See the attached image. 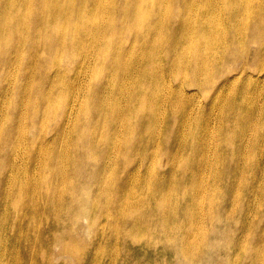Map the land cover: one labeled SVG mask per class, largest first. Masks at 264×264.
<instances>
[{
  "label": "rangeland",
  "instance_id": "rangeland-1",
  "mask_svg": "<svg viewBox=\"0 0 264 264\" xmlns=\"http://www.w3.org/2000/svg\"><path fill=\"white\" fill-rule=\"evenodd\" d=\"M156 5L157 2L144 0L139 9H153ZM165 20L153 14L149 23ZM110 21L116 23L118 18ZM183 24L186 28L191 27L186 19ZM227 28L230 29L229 26ZM125 29L131 30L132 40L137 39L135 45L125 47V50L115 46L114 42L126 39L127 34L107 35L104 42L97 39L96 44L103 50L93 54L99 58L107 48L113 53L107 64L96 59L80 72L78 68L67 65L74 61L69 59L73 53L71 49L53 57L38 49L40 56L37 59L41 57V62L35 61L21 73L24 55L16 72L4 74L0 82V122H4L3 130H0V264H30L35 258L27 245L26 229L39 235L40 245L33 249L40 255L49 253L45 243L53 238L44 231H69L68 223L74 219L71 202L67 206L68 191L69 194L75 192L78 197L96 199L99 189L95 177L107 161L108 150L90 153L87 137L102 130L113 133L111 120L114 122L115 119L106 113L105 107L104 113L100 109L122 103L127 105L129 97L121 95L123 91L120 92L121 87L117 86L126 85L134 78L146 86L165 83L157 88L155 102L139 99L133 103L141 105L142 102L145 107L141 113L144 114L152 113V105L164 106L161 120L166 119L169 127L162 128L161 122L156 121L145 135H141L142 131L135 126L133 133L131 129L128 137L130 146L122 154L124 168L117 169L115 174L110 173L107 180L110 184L114 182L113 188L118 191L109 192L103 212L98 211V198L95 208L85 205L90 214L78 218L77 223L73 222L71 232V236L77 239V252L71 255L73 260L61 264H76L80 258L86 260L84 264H264L263 77L260 74L240 76L236 65L221 66L219 72L201 77L212 85L200 91V106L185 109V103L190 106L185 95L197 92L188 88V84H195L201 78L179 67L177 61L182 59L174 55L171 60L175 64L169 67L164 58L166 49H170L169 34L164 30L160 41L151 43L141 41L145 30L137 22L130 27L125 26ZM79 33L75 32L74 36L81 37ZM188 33L196 40L193 43L200 48H208L204 35L189 30L185 37L189 36ZM33 44L27 41L24 50H29ZM147 50H154L152 55L161 52L163 57V62L151 57L159 63L158 70L151 73H145L146 66L151 65L144 56L145 53L148 55ZM181 51L177 52L178 56H181ZM212 53L210 48L209 54ZM117 60L118 65L112 67ZM222 60L219 58L215 62L219 64ZM56 63L70 77L67 82L76 81L67 90L55 88L51 99L55 105L63 97L69 102L72 96H76L80 122L63 125L84 130L81 140L84 152L77 157L81 171L69 174L63 180V192L59 191L50 200L39 198L32 208L34 217L19 218L21 215H17L13 201L16 189L7 187L26 181L34 173L44 175L48 168L55 166L58 147L71 146L77 141L72 136L69 143L65 133L59 129L60 119L53 121L42 107L48 93V82L56 75ZM134 68L140 73L123 80V76ZM256 69L257 64L250 71ZM8 77L12 83L6 82ZM180 83L184 85L183 97L176 92ZM84 112L89 114V122L83 120ZM215 116L218 119L216 124L212 121ZM205 118L210 120L207 127L201 125ZM93 126L97 128L93 130ZM177 127L180 132H176ZM165 136L166 143L159 147V139ZM143 143L145 150L140 154L136 148ZM173 146H177L179 151L178 148L171 149ZM139 162L144 165L141 172L133 169ZM173 164L177 166L176 170L170 169ZM127 176L133 182L123 188V179ZM47 185L57 184L47 182ZM107 193L105 191V195ZM131 196L140 204V212L144 215L138 229L117 223L118 219H115L120 216L117 206L124 204L117 205L115 199L130 200ZM160 211L164 212L161 217ZM64 237L63 233L58 238ZM199 253H203V257L197 261Z\"/></svg>",
  "mask_w": 264,
  "mask_h": 264
},
{
  "label": "bare ground",
  "instance_id": "bare-ground-1",
  "mask_svg": "<svg viewBox=\"0 0 264 264\" xmlns=\"http://www.w3.org/2000/svg\"><path fill=\"white\" fill-rule=\"evenodd\" d=\"M143 2L144 0H115L113 2H109V0H0V82H2L5 73L9 74L8 72L18 70L19 64L25 56L24 64L20 66L21 73H24L35 61L39 60L41 62V57L37 59L40 56L38 49L42 50L43 54L52 57L57 56L59 52L62 54L64 51L71 49L73 53L69 59L74 61H69L67 65L78 68L80 72L96 59L107 64L113 58V53L110 48H107L101 55L99 54V58L97 54H93L103 50L101 46L96 44L97 39L104 42L107 35L111 36L115 33L123 36L127 34L126 39L120 38L114 42L115 46L125 50V47L137 43V39L132 40L131 38V30L125 29V26L130 27L133 22H137L144 28V35L141 37L143 42H159L162 32L166 30L169 34L170 49H166L164 58L169 67H173L175 64L171 60V56L174 55L176 58L182 59V61H177L179 67L190 70L199 78L210 73L219 72L221 66L227 68L236 65L241 72L240 76L260 74L264 79V0H149L150 3L157 2V5L153 9L140 10L139 7ZM169 5L170 7H168ZM197 11L199 13L195 15ZM153 14L166 20L160 23H149V19ZM115 17L118 18V21L116 23L115 21L111 22L110 19H115ZM97 18L100 20H97ZM184 19L191 23V27H185L183 24ZM189 30L195 34L204 35L207 41L205 44L208 48H200L197 43H193L196 40L189 33V36L185 37V33ZM77 31H80L79 35L81 37L74 36ZM27 41L34 44L29 50L25 51L23 46ZM210 48L213 49L212 54H209ZM179 50H182L181 56L177 55ZM153 51L147 50L148 55L146 53L144 55L152 65L148 64L146 66L145 73L158 70L159 63H155L151 57L161 59L163 62L162 53L152 55ZM219 58L223 60L217 64L215 61ZM118 62L117 60L112 67L117 66ZM140 62H142L141 59ZM256 64L257 69L253 72L250 71ZM55 67L56 75L48 82L50 83L48 93L42 107L53 121L60 119L59 129L65 133L66 140L69 143L72 136L76 137L77 141L71 146L58 147L55 154V166L48 168L44 175L34 173L26 181L18 184L13 183L7 187L16 189V197L13 201L17 215H21L19 218L34 217L35 213L32 208L36 206L39 198L50 200L59 191L63 192V180L69 174L81 171L77 157L84 152V145L81 141L84 130L81 128H66L65 126L69 123L76 124L78 121L80 122V116L77 117L78 110L76 111L77 106H79L76 96H72L69 102L67 98L63 97L55 105L51 99V94L55 88L67 90L73 87L76 81L67 82L66 80L70 77L62 70L61 65L56 63ZM135 73H140V71L136 68L130 70L123 76V80L133 77ZM174 79L179 80L178 78ZM136 81L137 79L134 78L126 85L117 86V88L121 87L120 92L123 91L120 93L121 95L124 94L129 97L127 105L124 106L122 103L120 106H102L100 109L104 113L105 107L106 113H110L115 119L114 122L110 119L114 127L113 133L102 130L97 134L91 133L87 137L90 153L97 150H108L107 161L101 166L102 170L95 177L99 189L96 199L92 198L90 200L85 197H78L75 192L71 194H69L70 191L67 192V206L71 202L74 219L71 223H68L70 225L69 231L63 229L60 232L44 231V234L53 238L45 243L46 251L49 252L46 255H40L36 249H33L40 245L39 235H36L35 231L24 230L28 236L27 245L32 249L30 254L35 257L30 264H61V262L73 260L71 255L77 252V239L71 236L73 222L77 223V219L84 214L89 215L90 210H85V205L88 204V206L95 208L97 198L100 205L98 211L103 212L105 204L108 202L109 192L115 193L118 191L113 188L114 182L110 184V182L107 183V180L110 173L115 174L117 169L119 171V169L123 170L124 168L121 163L122 154L130 146L128 137L131 129L133 133L135 126L136 129L142 131L141 135H145L156 121L161 122L162 128L169 127L166 119L161 120L164 106L152 105L150 106L152 113L144 114L141 113V110L145 107L143 103L140 102L141 105L133 103L139 99L140 101L146 99L155 102L157 100V88L165 85V83L146 86L141 80L134 84ZM6 82L12 83L10 77L6 79ZM211 85L212 82H205L202 78L201 81L195 84H188V88L197 92L185 95L190 106L185 103L186 106H183V108L200 106V91L205 86ZM98 88L101 87L98 86ZM178 88L179 90L176 89L177 94L183 97L184 85L180 83ZM169 91L168 89L167 93ZM159 99L162 103L164 102L161 98ZM60 104L63 106H58ZM159 107H162V110ZM165 107L170 108L172 106ZM82 116L85 122L90 121L88 113L84 112ZM209 121L205 118L201 121V125L207 127ZM212 121L216 124L218 122L217 117L212 118ZM3 127L4 122H0V130H3ZM96 128V126H93V130ZM178 131L180 132L179 127H177L176 132ZM166 137L159 139V147L166 143ZM177 148V146H173L171 149ZM144 150V143L143 146L136 148V151H139L140 154ZM177 150L179 151V148ZM148 159L150 158L147 157ZM143 167V163L139 162L133 169L141 172ZM170 169L176 170L177 166L173 164ZM130 172H133V170ZM120 177L122 179V176ZM47 182L57 185H47ZM132 182L133 179L127 176L123 179L121 187L124 188ZM53 186L56 188L54 189ZM105 191H108L107 195H105ZM115 202L117 205L118 203H124L119 204L120 207L117 206L120 216L115 217V219H118L116 222L138 229V223L144 217L140 212V204L133 199V196L130 197V200L129 198L117 197ZM169 212L170 210L167 209V213ZM202 214L205 213L202 212ZM159 215L160 217L163 216L164 212L160 211ZM109 216L112 217L111 214ZM63 233L65 235L64 239L58 238ZM187 240L191 241V238H187ZM199 244L201 245V240H199ZM196 256H198L196 260L200 261L203 253ZM85 262L86 260L80 258L76 264H84Z\"/></svg>",
  "mask_w": 264,
  "mask_h": 264
}]
</instances>
